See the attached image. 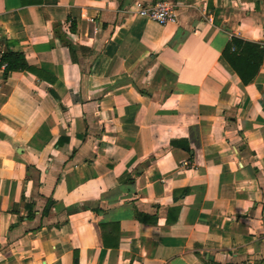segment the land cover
<instances>
[{"label": "crops", "instance_id": "0c3cea01", "mask_svg": "<svg viewBox=\"0 0 264 264\" xmlns=\"http://www.w3.org/2000/svg\"><path fill=\"white\" fill-rule=\"evenodd\" d=\"M25 1L0 0L41 76L0 68V264H264V0ZM233 37L263 48L247 86Z\"/></svg>", "mask_w": 264, "mask_h": 264}, {"label": "trees", "instance_id": "16d2710c", "mask_svg": "<svg viewBox=\"0 0 264 264\" xmlns=\"http://www.w3.org/2000/svg\"><path fill=\"white\" fill-rule=\"evenodd\" d=\"M22 0V4H29ZM58 37L66 43L70 50L75 46L66 38L65 35L57 32ZM6 47L4 52H0V68H4V78L7 79L10 73L27 72L41 78L40 73L30 67L22 53H16L9 49L10 43L6 40L0 41ZM222 60L234 74L238 76L243 85L247 86L252 83L258 75L263 62V48L256 43H250L233 37L222 54ZM72 211V210H70ZM104 225H102V228ZM104 246L108 247L104 237ZM74 264H78L77 257Z\"/></svg>", "mask_w": 264, "mask_h": 264}, {"label": "built area", "instance_id": "2783aa9c", "mask_svg": "<svg viewBox=\"0 0 264 264\" xmlns=\"http://www.w3.org/2000/svg\"><path fill=\"white\" fill-rule=\"evenodd\" d=\"M139 14L142 17L150 19L159 25H167L177 21V12L172 5L167 2L160 1L148 9H142Z\"/></svg>", "mask_w": 264, "mask_h": 264}]
</instances>
